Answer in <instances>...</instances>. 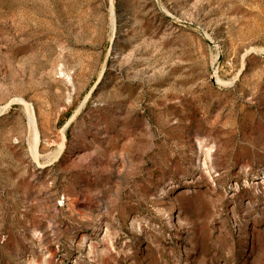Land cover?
Listing matches in <instances>:
<instances>
[{
  "label": "rangeland",
  "instance_id": "rangeland-1",
  "mask_svg": "<svg viewBox=\"0 0 264 264\" xmlns=\"http://www.w3.org/2000/svg\"><path fill=\"white\" fill-rule=\"evenodd\" d=\"M0 264H264V0H0Z\"/></svg>",
  "mask_w": 264,
  "mask_h": 264
}]
</instances>
